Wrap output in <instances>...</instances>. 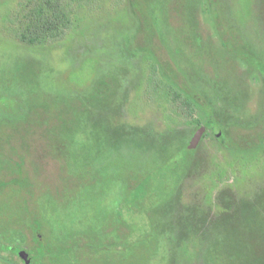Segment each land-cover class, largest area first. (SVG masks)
I'll list each match as a JSON object with an SVG mask.
<instances>
[{"label": "rangeland", "instance_id": "1", "mask_svg": "<svg viewBox=\"0 0 264 264\" xmlns=\"http://www.w3.org/2000/svg\"><path fill=\"white\" fill-rule=\"evenodd\" d=\"M42 9L51 25L34 38ZM217 17L257 67L225 50ZM158 57L203 104L163 75ZM103 81L107 95L94 100ZM63 120L75 132L65 152L52 133ZM262 129L264 0H0V264L51 263L32 241L33 220L59 241L122 226L128 264H203L222 218L264 214ZM225 135L258 144L231 150ZM25 159L37 186L29 207L25 174L10 171ZM140 182L147 196L127 204ZM164 214L168 227L153 233ZM120 259L105 263L127 264Z\"/></svg>", "mask_w": 264, "mask_h": 264}, {"label": "trees", "instance_id": "2", "mask_svg": "<svg viewBox=\"0 0 264 264\" xmlns=\"http://www.w3.org/2000/svg\"><path fill=\"white\" fill-rule=\"evenodd\" d=\"M48 7L50 8L51 6L48 5ZM43 10L44 9L37 12L36 15H33L35 21L31 26L32 28L30 33L34 38L44 35V32L51 25L48 21L49 19L46 17V12ZM148 22L150 23L149 19L147 23ZM214 24L216 30L221 36L222 45L224 46L225 50L231 55L236 56L246 65L257 67L256 63L253 61L254 59L248 56L238 46L236 47V44L232 38H230L228 35H225L220 29L222 26L218 20V17L215 18ZM149 27H151V25H149ZM152 30L149 32V35L156 37V32H153ZM148 42L150 43V41ZM147 50H149L151 54L153 53L149 48ZM157 59L158 60L156 61L160 65V70L168 80L174 84H177L178 89L184 93L188 99L196 104H203V101L201 100V97L198 95L197 91L189 85L187 79L183 77V75L175 68L171 61L166 60L163 57H158ZM178 82H180V84H178ZM108 90L109 87H105V81L101 82V84L96 87V91L94 92V100H99L101 96L107 93ZM82 105L84 107L82 112L85 115L89 106L85 105L84 103H82ZM66 123H68V120H63V125L61 124L60 129L58 130L59 127H57V130L52 132L53 137L55 138L53 140L58 145L62 144V147H64V152L67 151V147L69 146L68 144L72 142L71 139L75 133L70 126L66 125ZM69 123H71V121ZM262 130L263 133L257 134L256 137L259 136L261 141L264 142V129ZM225 136L226 137L221 139V144L223 147L231 150H248L249 148L258 144V142H250V140L240 143L239 141L232 140L231 137H227V135ZM60 148L61 147H59V150H61ZM64 158L66 157H63V159ZM8 162H10L9 159ZM24 165L25 164L22 160L16 168L11 169L10 171L17 172L20 168L21 173H24L22 169L24 168ZM4 170L5 167L0 169V171ZM145 188L146 187L142 182L132 187L129 195H127L126 203L137 206L138 203L147 196ZM27 195L29 207L31 202L30 196L34 195V192L32 191L31 195ZM97 195L98 198L101 196V194ZM71 196L73 197L66 196L65 198L68 201L73 200L74 197L78 198V196L74 193H72ZM94 200L95 198L92 201ZM162 207L164 206L159 205L154 210L156 213L160 212ZM259 213L251 212L246 216L245 221H237V218H233L232 216L222 218L216 226V235L218 234V236L217 238L215 237V239L210 243L206 254L204 255L203 264H264V214L259 215ZM154 216L152 219L153 224L151 225V231L156 234L157 226L160 224L161 227L164 225V228H167L168 222L166 214L159 217V223H155ZM154 224L156 225L155 228ZM28 226L30 227V223ZM31 226L32 241L34 240L35 242H41V244H44L41 245L42 249L45 251L42 262H44L45 259H48L51 261L50 264H108L105 263L107 258L110 257L111 254L112 256L117 254L119 255V259L121 258V262L125 261V263L128 264L129 255L132 254L130 251V248L132 247L131 243L126 240V229H122V226L119 225H109V232L106 229V225H102V227L98 229H95V227L93 228L91 226H87L85 229L78 228V230L66 234L62 241H59L54 236L49 237L47 235L46 239H44L42 234H40L42 237L41 240V238H38L35 233L36 230H40L41 225L33 220ZM123 248H125V250H123ZM17 250L18 249L15 250L14 248L12 250L14 253L12 254H15ZM107 252L109 255H100L101 253ZM124 254L127 255V259L122 260V257L124 258ZM153 257L154 256H152L150 260H153ZM93 260H95V262H93Z\"/></svg>", "mask_w": 264, "mask_h": 264}, {"label": "flooded vegetation", "instance_id": "3", "mask_svg": "<svg viewBox=\"0 0 264 264\" xmlns=\"http://www.w3.org/2000/svg\"><path fill=\"white\" fill-rule=\"evenodd\" d=\"M23 162L25 164L24 167H26V170H27V167H28L27 165H29V162L26 161V159ZM2 168H4V165H3ZM26 170L24 172V174H25L24 177H25V183H26V190H27V194L31 195L32 191L34 192L37 186L35 185L34 181L32 180L33 177H30V174L33 176L32 171L31 170L26 171ZM29 178H31L32 183H30ZM36 235L41 238L40 234L36 233ZM29 259H31L30 256H29Z\"/></svg>", "mask_w": 264, "mask_h": 264}, {"label": "water", "instance_id": "4", "mask_svg": "<svg viewBox=\"0 0 264 264\" xmlns=\"http://www.w3.org/2000/svg\"><path fill=\"white\" fill-rule=\"evenodd\" d=\"M204 132V128H200L197 133L194 135L193 139L191 140L190 144H189V149H193L197 146L202 134ZM20 258H22L23 260H26V254L24 253V251L20 252ZM27 262V261H26Z\"/></svg>", "mask_w": 264, "mask_h": 264}]
</instances>
